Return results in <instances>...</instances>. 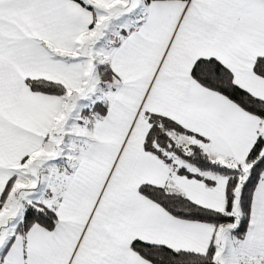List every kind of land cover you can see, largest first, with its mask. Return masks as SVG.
I'll use <instances>...</instances> for the list:
<instances>
[{"label":"snow or ice","instance_id":"obj_1","mask_svg":"<svg viewBox=\"0 0 264 264\" xmlns=\"http://www.w3.org/2000/svg\"><path fill=\"white\" fill-rule=\"evenodd\" d=\"M0 264H264V0H0Z\"/></svg>","mask_w":264,"mask_h":264}]
</instances>
